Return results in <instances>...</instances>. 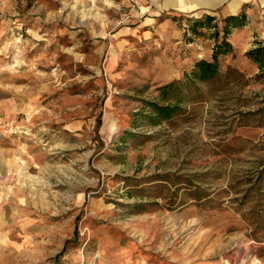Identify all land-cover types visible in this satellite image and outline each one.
Returning a JSON list of instances; mask_svg holds the SVG:
<instances>
[{
	"label": "rangeland",
	"instance_id": "374dc122",
	"mask_svg": "<svg viewBox=\"0 0 264 264\" xmlns=\"http://www.w3.org/2000/svg\"><path fill=\"white\" fill-rule=\"evenodd\" d=\"M241 13L221 73L150 116L212 54L191 22ZM257 41L264 0H0L1 76L23 96L1 116L19 132L0 131V264H264Z\"/></svg>",
	"mask_w": 264,
	"mask_h": 264
},
{
	"label": "trees",
	"instance_id": "16d2710c",
	"mask_svg": "<svg viewBox=\"0 0 264 264\" xmlns=\"http://www.w3.org/2000/svg\"><path fill=\"white\" fill-rule=\"evenodd\" d=\"M215 16L205 15L191 22V30L198 33L199 29H208L214 40L213 51L210 58H202L195 62L190 71L185 72L182 79L173 80L159 87L160 95L167 104L149 102L150 116L158 120L171 119L181 110V90L187 86L213 80L221 73V56L235 55L234 47L230 42V35L235 28H242L246 21L244 13L225 17L223 25L215 21ZM245 55L253 60L259 68L258 76L264 78V42L257 41L253 48L246 51Z\"/></svg>",
	"mask_w": 264,
	"mask_h": 264
},
{
	"label": "crops",
	"instance_id": "0c3cea01",
	"mask_svg": "<svg viewBox=\"0 0 264 264\" xmlns=\"http://www.w3.org/2000/svg\"><path fill=\"white\" fill-rule=\"evenodd\" d=\"M13 81L8 76H1L0 66V118L1 116H12L21 112L22 95L15 94ZM5 169V168H4ZM0 175H1V134H0ZM1 201V184H0Z\"/></svg>",
	"mask_w": 264,
	"mask_h": 264
},
{
	"label": "built area",
	"instance_id": "2783aa9c",
	"mask_svg": "<svg viewBox=\"0 0 264 264\" xmlns=\"http://www.w3.org/2000/svg\"><path fill=\"white\" fill-rule=\"evenodd\" d=\"M1 129H4L6 132H10V133H18V126L16 124H13V122L10 121H1L0 118V131ZM11 175V173H8L6 178L9 177Z\"/></svg>",
	"mask_w": 264,
	"mask_h": 264
},
{
	"label": "bare ground",
	"instance_id": "6f19581e",
	"mask_svg": "<svg viewBox=\"0 0 264 264\" xmlns=\"http://www.w3.org/2000/svg\"><path fill=\"white\" fill-rule=\"evenodd\" d=\"M247 252H248V247L242 249V250L240 251V255L242 256V253H244V255H243V257H244V256H246Z\"/></svg>",
	"mask_w": 264,
	"mask_h": 264
}]
</instances>
